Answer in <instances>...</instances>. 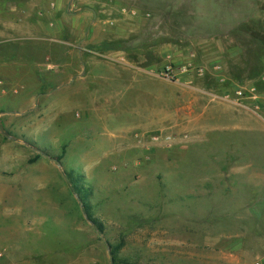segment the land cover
Instances as JSON below:
<instances>
[{"label":"rangeland","instance_id":"obj_1","mask_svg":"<svg viewBox=\"0 0 264 264\" xmlns=\"http://www.w3.org/2000/svg\"><path fill=\"white\" fill-rule=\"evenodd\" d=\"M89 10H94L100 30H105L100 43L121 45L120 55L95 52L92 47L100 43L88 45L83 55L78 53L89 23L80 15ZM82 22V31L72 29ZM41 23L46 26L42 36L46 43L23 38L11 44L13 47L0 49L20 59L41 62V72L14 62L0 66V113L9 112L20 101L13 91L11 95L2 93L3 87L9 88L5 80L15 85L23 80L34 96L53 94L61 85L67 88L52 103V108L60 107L64 115L58 125L44 123L47 129L36 130L33 136L27 131L26 135L8 132L14 142L26 143L21 145L23 149L0 138V154L5 145L10 152L19 149L32 158H47L16 184L22 202L0 205V264H114L112 247L121 241L119 264H228L222 257L229 253L235 264L264 262V90L254 85L259 78L264 82V64L258 79L249 78L251 68L264 62V0H0V40L28 36V28ZM55 27V41L49 40ZM86 54L129 64L128 79L97 84L102 94L99 99L82 91L79 84L70 86V78L87 60ZM49 60L56 66L47 67L53 63ZM217 66L218 71L214 70ZM184 67L195 69L194 75H167V68L177 74ZM135 68L148 69L149 75ZM199 68H207L205 74L200 75ZM238 86L255 87L258 100L240 102L259 109L249 111L234 103ZM105 96L106 100L101 99ZM34 101L32 109L39 105ZM33 111L43 118L44 114L54 115L53 110ZM87 119L93 126L90 132L84 127ZM157 121H163L160 128L136 131ZM57 126L62 134L55 141ZM123 129L135 131L139 142L136 164L130 163L134 176L145 175L139 185L153 184L162 190L183 186L194 200L204 187L219 189L217 195H208L205 213L208 217L220 214L222 227H232L234 238L181 235L173 238L167 257L150 243L153 238H138L154 228L119 219L120 208H126L119 202H99L100 186L118 189L127 184L119 173L130 164H122L111 154L124 137ZM152 136L161 141L155 144ZM166 136L172 137V147L163 143ZM170 155L174 159L168 164ZM51 159L61 165L55 171L49 168ZM44 166L48 185H42L43 180L34 174L37 168L43 172ZM140 167L151 172H140ZM76 182L84 190L90 212L102 222L104 233L87 220L84 203L73 191ZM214 203L216 208L210 210ZM230 204L237 209L228 211Z\"/></svg>","mask_w":264,"mask_h":264},{"label":"crops","instance_id":"obj_2","mask_svg":"<svg viewBox=\"0 0 264 264\" xmlns=\"http://www.w3.org/2000/svg\"><path fill=\"white\" fill-rule=\"evenodd\" d=\"M91 15V16H88ZM83 17V19L86 22H89L87 24V28L85 31V36L83 40L81 41L80 48L78 50V53L80 55H83V51L86 53L88 52L87 46L88 45H97L101 42V39H103V31L100 30L99 22H98V16L94 12V10H89L87 14L80 15ZM83 20V21H84ZM84 21V23H85ZM63 20L61 22L63 24ZM60 25V23H59ZM31 27V26H30ZM45 24L41 23L40 26L37 25V27L34 28H28L29 33L28 36H22L21 38L18 36L8 38L7 40H0L1 43L5 44H14L16 45L19 40H44L43 43H46V37L42 38L43 34L46 31ZM73 30L76 32H80L83 30V22L77 23L73 26ZM57 27H55L50 35L53 37H49V40L55 41L54 37L57 35ZM15 34V31H14ZM40 43V42H39ZM41 44V43H40ZM112 56L109 57H115L117 55H120L118 52L115 53H109ZM83 58V57H82ZM22 59V58H21ZM85 59L83 60V66H81V71L78 72V74L73 75L70 78L69 85H75L79 84L80 89L88 94L90 96L94 97L96 94V98L99 99V97L102 95L100 94V90L97 87L101 85L106 84H112L111 82H119V81H125L128 79L127 73L130 71V68L127 63L123 62H113L108 61L104 59H98L94 55H88L86 54ZM20 60V59H19ZM121 60V59H119ZM5 60L0 61V66L2 67H8L11 62H4ZM23 62H14V65H23L28 68H38L41 62L36 61L35 59H22ZM48 61V60H47ZM49 65L46 66H56V62L53 60H49ZM53 64V65H52ZM46 69V68H45ZM133 70L140 71L141 73H145L146 75H149L148 69H140L135 68ZM41 72V70L39 69ZM9 86V88H2L3 94H10L16 93L19 94V102L18 104L15 103L13 106L14 108L11 109L9 112L6 113H0V138L3 140L11 141L14 145L18 143L20 145L19 147L22 148L23 146H26V143L24 141H18L15 140L14 137L8 135V132L13 133L16 131L17 133L21 132L26 135L27 134L32 135L36 130L38 131H45L47 128L44 127V123L47 124H57L61 122L62 116L64 115L63 110L56 106L54 109L52 108V103L56 101L58 96L61 94V92L64 91V86H58L54 89L53 94L52 93H38L35 96L30 91V88L27 85V81L24 82L21 80L20 82L12 83L10 80H5V82ZM11 83V84H10ZM111 86V85H110ZM18 87V88H17ZM67 89V88H65ZM13 91V92H12ZM35 97V98H34ZM53 97V98H52ZM56 97V99H55ZM17 99V98H16ZM35 99L34 108L32 109L31 103ZM47 99V103H43L41 100ZM101 99L106 100V96L102 97ZM87 104V102H84ZM105 103V101H104ZM89 105V104H88ZM105 105V104H104ZM31 106V107H30ZM38 108V112L40 109V113H47L48 110L54 112L53 117H50L47 114H44V118L40 115L36 116L32 114L34 109ZM33 111V112H32ZM6 117V118H3ZM48 118V121H45V119ZM172 118V122H173ZM158 122V121H157ZM91 120H85L84 121V127L85 129L90 132L93 129V126L90 125ZM163 125V121L158 122L156 125L152 126V124L147 123L145 125H141V127H137L136 131H152L154 128L158 127L160 128ZM35 126H37L35 128ZM54 138L55 141H57L58 137L62 134V131H59V126L54 127ZM85 130V132H86ZM37 131V132H38ZM135 133V131H134ZM132 131L123 129L124 137L121 138V141L113 152L111 154L113 156H116L117 159L122 162V164H136V161L134 158L135 154L139 151V142L135 139V134ZM33 136V135H32ZM27 137V136H26ZM92 137V135H91ZM24 138V137H23ZM1 139V140H2ZM27 141H31L30 138H26ZM86 136L84 139V142H86ZM1 142V141H0ZM36 143L35 139L34 142ZM23 145V146H21ZM23 149V148H22ZM3 153L0 154V205L9 206V205H17L22 202V198L19 197L20 190L16 187V184L19 182V180H22L26 178L29 175H32L33 173V167L36 166L39 162L42 160L47 159L46 157H34L36 160L31 163V160L34 159L31 157V155H25L19 151V149H14L10 152L8 148L4 145L2 147ZM88 152V151H87ZM168 164L169 161H172L174 159L173 155L168 156ZM94 160H97L95 158ZM171 164V163H170ZM131 164L129 168H125L121 173H119V177L126 179L127 184L124 187H118V189H110L108 187L100 186L98 189L97 194L101 196V200L99 202L104 203V205H111L112 203L119 202V204L125 205L126 208H123L119 210V219L124 217L125 220H135L140 221V226H149L154 229H148L147 232H144L142 235L138 236V238H153L152 241H150L151 244L154 246H157L158 249L161 248V251H164V253L169 255L171 253L173 246H174V239L173 238H234V233L232 232V227L225 228L222 227L223 223L218 220V215L213 213L212 215L207 216L205 213V209L207 210V197L208 195H217L220 193V190L217 188L208 189L207 187H204L202 192L200 191V194H198L197 197H195V200L192 199V193L189 189L183 187V186H167V190H162L159 187H144L139 185L140 180L145 176L138 177L134 176L136 174H133V170L131 169ZM59 166L55 160L49 161V168L52 171H55ZM140 172H151V170H145L141 167L139 168ZM36 176H40L39 179L43 180L42 185L47 184V179L49 178L46 175V166H44V171L42 172L41 169L37 168L35 169ZM156 171V170H155ZM175 173V172H173ZM99 175H105L103 172H100ZM168 175H172V177H176V174L169 173ZM104 177V176H99ZM178 177V176H177ZM176 177V178H177ZM51 178V177H50ZM62 178V177H61ZM156 181L159 179L158 173L156 171ZM170 178V176L168 177ZM157 184V182H156ZM41 185V187H42ZM48 185V184H47ZM159 188V189H158ZM115 191V192H114ZM166 191V192H164ZM228 193V192H227ZM112 195L117 196L114 197ZM200 196L202 198H200ZM202 201V202H201ZM200 204H202V207L200 208ZM215 205L212 204V207H209L210 210ZM233 204H230L228 206V211L232 212L233 209H237V206H232ZM216 208V206L214 207ZM202 210V212H200ZM126 211V212H125ZM215 212V211H214ZM123 215V216H122ZM222 215V214H221ZM230 216V214H229ZM214 217V218H213ZM211 218H213L211 220ZM120 225V224H119ZM193 226L199 227L198 228H192ZM176 228V229H175ZM177 228H183L182 230H178ZM185 228V229H184ZM220 230V232H219ZM165 238V239H164ZM224 240V239H223ZM156 241V242H155ZM208 241V240H207ZM226 241V240H225ZM216 243V240H215ZM170 251V252H169ZM167 252V253H166ZM225 254V253H224ZM226 263L228 264H235V257H233L232 253L226 254L225 257H222Z\"/></svg>","mask_w":264,"mask_h":264},{"label":"trees","instance_id":"obj_3","mask_svg":"<svg viewBox=\"0 0 264 264\" xmlns=\"http://www.w3.org/2000/svg\"><path fill=\"white\" fill-rule=\"evenodd\" d=\"M8 46H11V44H8ZM2 47H7V44L4 46H0V49H2ZM121 45L119 44H113L110 41H104L100 44H98L97 46L92 47V49L95 52H99V53H105V52H118L121 51ZM3 50V49H2ZM2 50H0V61L5 60L4 62H17L19 61V57L16 54H10L9 52H2ZM21 60V59H20ZM264 61V60H263ZM263 64L264 62L261 64L260 61H258L257 66H254L253 68H251L250 73H249V78L250 79H258V77L261 75V72L263 71ZM39 70V69H38ZM264 82H262L260 80V78L256 81V84L254 85H258V89H260L259 91H263L264 90ZM260 85V86H259ZM38 158V157H37ZM56 159L57 162H61V158H54ZM36 159H32L31 163L34 162ZM68 178H71L68 174H67ZM77 183V182H76ZM73 191L78 194L82 200L83 204V208L85 210V213L87 215V220L89 222H91L94 227H96V229L100 232V233H104V226L102 224V222H100L91 212H90V206L85 202V196L83 194V188L81 187L80 184H76L73 187ZM123 241H121L117 246H113L112 247V255H113V259H114V264H119L118 260H117V253L119 251V249H121V247L123 246Z\"/></svg>","mask_w":264,"mask_h":264},{"label":"built area","instance_id":"obj_4","mask_svg":"<svg viewBox=\"0 0 264 264\" xmlns=\"http://www.w3.org/2000/svg\"><path fill=\"white\" fill-rule=\"evenodd\" d=\"M220 69L219 66L215 67L214 70L218 71ZM207 68H199L197 71L199 72L200 75L205 74ZM195 73V69H188L187 67L182 68L181 70H179V72L177 74H175L174 70H171L170 68H167V75L171 76L173 78H177L179 75H187V76H192ZM221 76V75H219ZM222 77V76H221ZM224 78V77H223ZM222 78V79H223ZM238 90H236V100L234 101V103L237 106L246 108L249 111H255L254 109H256L257 107L255 106V104H250V106H244L240 101H242L243 99L246 100H251V101H256L258 100L259 96L256 93V89L255 87H247V86H238L237 88ZM256 107V108H255ZM259 109V108H257ZM151 141L154 142L155 144H158L161 141V138L159 136H152L151 137ZM163 143H165L168 147H172L173 143H172V137L171 136H166L162 138ZM252 264H264V262L262 260H256L254 261Z\"/></svg>","mask_w":264,"mask_h":264},{"label":"water","instance_id":"obj_5","mask_svg":"<svg viewBox=\"0 0 264 264\" xmlns=\"http://www.w3.org/2000/svg\"><path fill=\"white\" fill-rule=\"evenodd\" d=\"M59 166H61L60 164H58Z\"/></svg>","mask_w":264,"mask_h":264}]
</instances>
